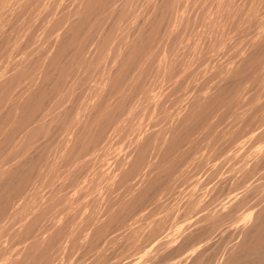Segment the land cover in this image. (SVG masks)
<instances>
[{
    "label": "clouds",
    "instance_id": "1",
    "mask_svg": "<svg viewBox=\"0 0 264 264\" xmlns=\"http://www.w3.org/2000/svg\"><path fill=\"white\" fill-rule=\"evenodd\" d=\"M262 45L264 0H0V264H264Z\"/></svg>",
    "mask_w": 264,
    "mask_h": 264
},
{
    "label": "bare ground",
    "instance_id": "2",
    "mask_svg": "<svg viewBox=\"0 0 264 264\" xmlns=\"http://www.w3.org/2000/svg\"><path fill=\"white\" fill-rule=\"evenodd\" d=\"M257 60L264 61V45L260 46L256 49L255 52H253L250 56V61L255 62ZM249 62H246L248 64ZM234 82H229V86L233 84ZM3 186L0 185V189H2ZM2 202V201H0ZM208 229H201L197 233H195L191 238H186L185 242H182V245L180 246V249H183L184 247H187L189 244L195 242V240L203 237L207 233ZM253 233H256L257 235H264V219H261L260 222L255 226V228L252 230ZM252 238V234L250 233L249 239ZM178 250L174 249L171 253L167 254V256L162 257L159 264H163V261L172 255H174ZM247 253L241 252L238 253L237 257L234 260V264H247V261L245 260V256Z\"/></svg>",
    "mask_w": 264,
    "mask_h": 264
}]
</instances>
